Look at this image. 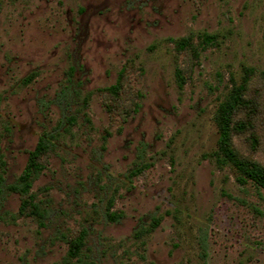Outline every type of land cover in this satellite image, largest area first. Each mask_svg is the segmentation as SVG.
Masks as SVG:
<instances>
[{"label": "rangeland", "instance_id": "obj_1", "mask_svg": "<svg viewBox=\"0 0 264 264\" xmlns=\"http://www.w3.org/2000/svg\"><path fill=\"white\" fill-rule=\"evenodd\" d=\"M263 73L264 0H0L6 184L54 136L32 189L44 217L0 196V264H264V191L213 157L216 110L249 76L259 114L234 143L264 165Z\"/></svg>", "mask_w": 264, "mask_h": 264}, {"label": "trees", "instance_id": "obj_2", "mask_svg": "<svg viewBox=\"0 0 264 264\" xmlns=\"http://www.w3.org/2000/svg\"><path fill=\"white\" fill-rule=\"evenodd\" d=\"M204 46L216 44V37L204 35L202 37ZM178 50L183 51L187 48H193L192 38H184L175 42ZM251 75L252 71H248ZM244 79L241 85H235L230 90L225 99L219 104L214 122L219 132L218 148L214 153L216 165L219 168L225 166L233 167L239 177L240 184L248 182L253 183L258 189L264 191V165L260 162L244 157L240 154L234 143V137L254 130V121L259 114L258 104L254 98L247 96L249 89L250 77ZM264 76V73H263ZM179 84L182 86L184 78L181 71H177ZM121 90V85L117 84L108 88L107 91L117 96ZM53 134L46 133L38 141L34 150L29 153L27 164L23 173L13 184H6L3 176L0 177V196L5 192L15 193L23 198L20 207V214L28 217H36L42 219L45 215L40 202L37 201L36 195L32 192L33 184L42 174L45 166L43 164L44 157L51 150L53 143ZM253 143H258L255 133H252ZM141 173V170L133 172L134 175ZM108 218L111 221L120 219V215L114 212H108ZM159 225L157 220L153 228ZM86 232L81 234L69 242V258H77L85 245Z\"/></svg>", "mask_w": 264, "mask_h": 264}]
</instances>
